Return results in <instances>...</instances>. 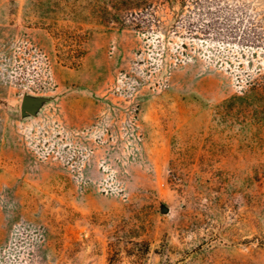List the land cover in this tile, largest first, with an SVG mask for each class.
Masks as SVG:
<instances>
[{"label": "rangeland", "instance_id": "obj_1", "mask_svg": "<svg viewBox=\"0 0 264 264\" xmlns=\"http://www.w3.org/2000/svg\"><path fill=\"white\" fill-rule=\"evenodd\" d=\"M113 1L0 0V264H264V0Z\"/></svg>", "mask_w": 264, "mask_h": 264}, {"label": "trees", "instance_id": "obj_2", "mask_svg": "<svg viewBox=\"0 0 264 264\" xmlns=\"http://www.w3.org/2000/svg\"><path fill=\"white\" fill-rule=\"evenodd\" d=\"M162 2L163 0H159ZM171 2L172 0H165ZM181 1V0H176ZM106 3V0H105ZM113 10L105 5H91L90 12L100 14L101 19L109 22L112 19L125 25L127 20L135 23L136 26L143 24H151V15L155 6L154 0H114L111 5ZM57 40V46L60 52L58 55L69 59L72 64H76V60L84 52L81 42L83 35L77 31L70 29H57L53 32Z\"/></svg>", "mask_w": 264, "mask_h": 264}, {"label": "water", "instance_id": "obj_3", "mask_svg": "<svg viewBox=\"0 0 264 264\" xmlns=\"http://www.w3.org/2000/svg\"><path fill=\"white\" fill-rule=\"evenodd\" d=\"M23 104H24L23 107L24 108H27V102H26V100H24V103Z\"/></svg>", "mask_w": 264, "mask_h": 264}]
</instances>
